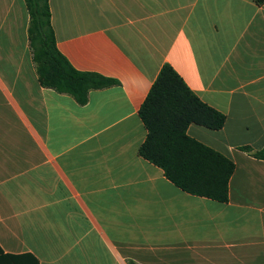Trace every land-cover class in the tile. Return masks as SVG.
Returning a JSON list of instances; mask_svg holds the SVG:
<instances>
[{
	"label": "crops",
	"instance_id": "crops-1",
	"mask_svg": "<svg viewBox=\"0 0 264 264\" xmlns=\"http://www.w3.org/2000/svg\"><path fill=\"white\" fill-rule=\"evenodd\" d=\"M57 47L117 85L79 105L40 85L24 0H0V247L38 264H264V4L50 0ZM170 65L235 164L229 201L190 195L139 155V110ZM249 148L251 151H246ZM24 264H34L33 262Z\"/></svg>",
	"mask_w": 264,
	"mask_h": 264
},
{
	"label": "trees",
	"instance_id": "trees-1",
	"mask_svg": "<svg viewBox=\"0 0 264 264\" xmlns=\"http://www.w3.org/2000/svg\"><path fill=\"white\" fill-rule=\"evenodd\" d=\"M24 1L29 14V44L42 87L71 95L79 105H85L91 91L118 84L99 74L76 70L59 51L51 23L50 0ZM253 1L264 4V0ZM139 116L147 130L139 149L142 158L162 169L170 182L190 195L220 203L229 201L235 164L187 132L192 124L218 131L224 127L226 116L205 104L172 66L162 68ZM253 155L264 160V149ZM29 262L38 264L31 255L4 254L0 247V264Z\"/></svg>",
	"mask_w": 264,
	"mask_h": 264
}]
</instances>
